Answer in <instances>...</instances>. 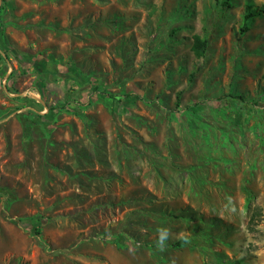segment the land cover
<instances>
[{
	"label": "rangeland",
	"instance_id": "rangeland-1",
	"mask_svg": "<svg viewBox=\"0 0 264 264\" xmlns=\"http://www.w3.org/2000/svg\"><path fill=\"white\" fill-rule=\"evenodd\" d=\"M224 1L0 0V264H264V0Z\"/></svg>",
	"mask_w": 264,
	"mask_h": 264
},
{
	"label": "trees",
	"instance_id": "trees-1",
	"mask_svg": "<svg viewBox=\"0 0 264 264\" xmlns=\"http://www.w3.org/2000/svg\"><path fill=\"white\" fill-rule=\"evenodd\" d=\"M223 5L225 7H229L230 6V0H225L223 2ZM257 15H260V10H257V9H251V11L249 12V15L248 17H256ZM248 29V26L246 25L243 30H246ZM193 47L196 51V53L198 55H202L204 50L207 48V40L206 39H202L200 36L198 35H195L194 36V43H193ZM30 60H32L33 62L36 63L37 60H35V58H28ZM184 243V240H179L177 245H182ZM225 264H243V261L241 259L239 260H236V261H233V262H226Z\"/></svg>",
	"mask_w": 264,
	"mask_h": 264
}]
</instances>
